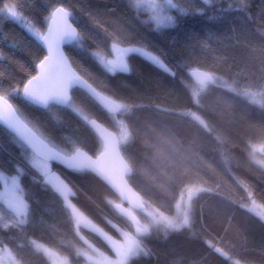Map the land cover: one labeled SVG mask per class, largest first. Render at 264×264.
<instances>
[{
	"label": "trees",
	"instance_id": "obj_1",
	"mask_svg": "<svg viewBox=\"0 0 264 264\" xmlns=\"http://www.w3.org/2000/svg\"><path fill=\"white\" fill-rule=\"evenodd\" d=\"M134 2L0 0L5 9L0 13V96L41 139L67 155L73 144L92 157L101 154L82 113L96 119L121 139V153L132 169L128 182L142 196L144 212L176 218L187 209L189 223L179 230L136 213L149 231L139 238L143 251L127 264H264V166L257 163L264 153L256 150L264 148L262 98L257 95L253 102L221 86L226 81L237 89L264 90V0H173L174 24L158 29ZM14 4L19 22L5 8ZM57 7L70 12L79 31V39L65 48L76 73L127 105V111L111 116L78 89L66 108L42 110L21 99L44 53L19 25L27 22L43 34ZM113 44L141 48L168 71L140 53H123L130 71L108 73L97 54L105 57ZM193 69L219 80L201 90L190 78ZM30 153L0 127V173L11 176L21 168L19 184L28 204L27 220L19 223L0 202V248L17 264H49L36 245L52 249L68 264H90L85 253L107 252L106 243L76 226L74 212L28 164ZM50 165L71 187L72 209L109 233L117 227L132 233V222L116 210L119 200L96 177ZM252 205L262 213L250 210Z\"/></svg>",
	"mask_w": 264,
	"mask_h": 264
},
{
	"label": "snow or ice",
	"instance_id": "obj_2",
	"mask_svg": "<svg viewBox=\"0 0 264 264\" xmlns=\"http://www.w3.org/2000/svg\"><path fill=\"white\" fill-rule=\"evenodd\" d=\"M207 2V0H205ZM168 6L171 8H176L177 5L173 3V0H167ZM156 7V12L153 16V20L155 21L157 29L161 26H172L174 24V19L172 16L162 15V10L159 6ZM7 9V14L9 17L16 22H19L22 19L21 14L17 11V6L14 4L12 6H5ZM4 8H0V13L4 12ZM178 11L181 14H187L185 9L179 8ZM57 13H60L59 20L62 22L63 27L59 28L55 34H53L52 29L49 28V34L47 36H42L41 33L35 30L34 26L25 22L21 24V26L27 33L33 36L37 41H43L48 48V55L44 57L43 60L40 61L38 68L39 73L29 79L27 83L23 86V98L31 102L35 105H41L43 107H47L50 103L62 104L71 106L70 97L68 95V91L75 85H79L83 88H87L90 92L96 95L99 99L105 102L106 106L112 112H119L121 110L127 111L128 106L123 104H118L113 101L108 100L106 97L100 96L99 93L96 92V89L92 87L86 80L81 79L74 71H72L71 66L68 64L67 57L60 49V44L64 40L72 41L79 39L76 29H74L71 24L68 22L69 12L65 11L63 8H57L55 12H53V18L55 20ZM123 53H141L147 59L152 61L154 64L158 65L162 69L168 71L167 67L163 64L161 60L155 55L151 53L145 52L141 48L137 47H129L121 50ZM97 58L100 63L103 65L104 69L108 73L115 74L117 72L126 73L130 71L128 63L125 62L123 56L118 57L115 60H106L103 56L97 54ZM192 75L197 80L200 85L201 90L207 88L209 84H215L219 80L211 72H202L199 69H193ZM222 87L227 88L229 91L236 92L238 95H243L246 97H251L253 102H256L255 97L259 95L261 100V107H264V90H261L259 93H254L249 91L247 88L245 89H237L233 87V85L228 84L226 81L222 82ZM15 95H19V92H15ZM199 95V93H196ZM4 97L0 96V100H3ZM7 104V101H4ZM198 102V101H197ZM11 105H8V108L11 109ZM85 119H88L85 117ZM198 119V118H197ZM5 122L9 127L15 129L20 135L29 143L35 147L33 143V138L29 135H25L24 131H22V125L19 120L16 118L13 112L9 113V116L6 118ZM90 123H94V121H90ZM201 123H203L201 121ZM73 153L71 156L63 153L61 151L48 149L47 153H42L43 159L34 158L33 164L35 167L39 168L45 176H49L48 170V161L50 159H56L62 161L69 169L74 170H82L90 167L89 162L86 159H83V153L80 151V148L75 144L72 146ZM261 166H264V160L257 161ZM51 182H55V187L58 192H60L65 201L68 200V196L70 194V189L67 184L63 181L59 180L56 177H50ZM15 185L16 179L15 177L12 180ZM199 190V189H197ZM189 199H191V195L193 194L192 189H188ZM264 207V206H262ZM254 210V209H250ZM18 214L23 215L24 213L18 208ZM149 216H151L152 224L162 225L165 229H174L179 230L181 227L187 225L189 223L188 211L185 209L182 214H180L176 218H170L165 216L161 212H149ZM262 220H264V214H260ZM24 221H21L23 223ZM133 222L137 224L136 231L137 233H147L149 231V226L139 225L133 219ZM125 235L126 243L121 247L117 248V255L119 260L116 264H127V261L130 257L137 256L143 249L141 248L140 242L134 237ZM219 251V249H217Z\"/></svg>",
	"mask_w": 264,
	"mask_h": 264
},
{
	"label": "water",
	"instance_id": "obj_3",
	"mask_svg": "<svg viewBox=\"0 0 264 264\" xmlns=\"http://www.w3.org/2000/svg\"><path fill=\"white\" fill-rule=\"evenodd\" d=\"M57 8H63V7H57ZM56 8V9H57ZM54 9L50 15L47 27L43 33L42 36H47L49 34V28L52 29L53 34L56 33V31L59 28L63 27L62 22L59 20L60 13H57V16L54 20L53 18V12H55ZM65 11L69 12L65 8H63ZM70 14V12H69ZM68 22L71 24V26L76 29L77 35L79 36V31L75 27V25L71 21V14L68 17ZM77 40H64L60 44V49L64 53V55L67 57L65 53V48L69 45H72L76 42ZM39 47L44 53V56L41 60L44 59L45 56L48 55V48L47 45L43 42H39ZM123 56L124 60L126 63H128L126 57L124 54H118L117 56L114 57L113 60L117 59L118 57ZM141 58L146 60L152 65L154 64L152 61L147 59L144 55L141 53L139 54ZM40 60V61H41ZM68 64L71 66L72 71L76 73L74 68L71 65V62L69 58L67 57ZM111 60V59H107ZM40 61L37 63L35 67V74L36 76L39 73V68L38 65ZM193 71V70H192ZM192 71L190 72V78L191 80L200 86L195 79V77L192 75ZM202 71V70H200ZM205 72V71H202ZM77 74V73H76ZM78 75V74H77ZM33 76V77H34ZM79 76V75H78ZM81 77V76H80ZM32 78V77H31ZM30 78V79H31ZM81 79L85 80L84 78L81 77ZM29 80V79H28ZM27 80V81H28ZM26 81V83H27ZM90 84V83H89ZM24 86V85H23ZM94 88V86H92ZM78 89L81 92H83L85 95H87L96 105H98L105 113L111 115V116H117L121 111L119 112H112L109 110V108L106 106L105 102L99 99L96 95H94L92 92H90L87 88H83L79 85H75L72 88L69 89L68 95L70 97V102H71V94L72 91ZM96 89V88H95ZM96 92L100 94L102 97L108 98V100L113 101L115 103V100L111 99L110 97L106 96L105 94L101 93L96 89ZM21 99L28 103L29 105L46 110L49 106H55L58 108H66L68 105H62V104H55V103H50L46 108L41 106V105H35L32 104L31 102L26 101L23 98V87L21 89ZM6 99L4 98L3 100H0V127L3 128L5 131H7L12 137H14L19 143H21L26 149H28L35 157L39 159H43V156L41 155L42 153H47L48 149H53L47 142H45L43 139H41L36 132L33 131L25 122L24 120L18 115L12 104L7 101V104L4 102ZM11 105V109L8 108V105ZM119 104V103H118ZM13 112L16 116V118L19 120L20 124L23 126L22 131H24L25 135H29L33 138V143L35 144V147L32 146V144H29L21 135L18 133L15 129L11 128L8 126V124L5 122L6 118L9 116V113ZM90 121H94V123H90ZM88 127L92 130V132L96 135L98 140L100 141L102 145V152L96 157H92L88 155L84 150L80 149V151L83 153V159H86L90 167L82 170H74V169H69L67 165H65L62 161L56 160V159H50L48 161L49 164H54L57 167L65 170V171H86L90 174H92L94 177H96L100 182H102L109 190L110 192L119 200L120 204L116 206V210L124 217H126L129 221L132 222V224H136L133 222V219L138 222L136 213L142 212L145 210V204L143 202L142 196L136 192L131 185L128 182V179L132 175V169L128 162L125 160L121 153L120 149V141L121 139L119 136L97 121L96 119H89L87 121ZM70 154L69 156H71ZM4 204L7 205L8 210H10L15 216H21V214H18L17 209L19 208L17 205L12 203L11 201L4 199L2 200ZM20 209V208H19Z\"/></svg>",
	"mask_w": 264,
	"mask_h": 264
},
{
	"label": "rangeland",
	"instance_id": "obj_4",
	"mask_svg": "<svg viewBox=\"0 0 264 264\" xmlns=\"http://www.w3.org/2000/svg\"><path fill=\"white\" fill-rule=\"evenodd\" d=\"M134 5L136 8L147 12L149 14L150 20L153 21L154 24H155V21L153 20V16L157 10L156 7H154V6H159V8L162 10V15L170 16L169 11H170L171 7L168 6L167 0H164L163 2H160L158 0H135ZM161 27H164V26H161ZM41 35H43V34H41ZM122 49H125V48H122L120 46H117L116 44H113L109 48V50L107 51L106 56L105 57L103 56V57L106 60L107 59L112 60L118 54H121V53L123 54V52L121 51ZM126 54H127V56L128 55L130 56L132 53L129 52ZM98 61H99V59H98ZM100 65L103 67V65L101 63H100ZM82 117H83L85 122L89 119L83 113H82ZM85 117H87L88 119H85ZM256 150L264 153V148H258V149L256 148ZM34 158H37V157H35L32 153H30V159H29L28 164L31 166V168L35 169V171L39 172L42 175V177L44 178L43 179L44 182L46 184H48L55 192H57L62 197L64 204H65V207L67 209L70 208L74 212L73 218L76 222V226L81 227L82 229L85 228L87 230L94 232L96 235L100 236L101 239L106 243V245L108 247L107 252L101 251V250H96V249L95 250H93V249L88 250L85 253V256L87 257L86 258L87 262L90 264H116V262L119 260V257L117 255V248L121 247L122 245H124L126 243L124 234H128V236L134 237L138 241H139L140 236L143 235L141 233H137V231H136L137 224H133L132 233L127 232L124 229H121L119 227L116 228L117 233L116 232L109 233V230H107L108 232L103 230L101 227L97 226L91 220H89L86 216H84L81 212H77V211H75V209H72L71 206H73V205H72V202L70 199V197L72 195L71 194L72 189L69 186V184L67 183V181L64 179V177L61 175V173H59L58 171H54L51 168V165L48 163L49 176H45L43 174V172L39 168L35 167V165L33 164ZM37 159H39V158H37ZM20 175H21V168L18 169L17 174L11 175V176H6V175L0 173V202H2V199L3 200L7 199L20 208V210L24 213L23 215L16 217L13 214V219L19 223H21V221L25 222L27 220V211H28V204L24 198L23 192L20 189V184H19ZM14 177L16 179L15 185L12 182ZM50 177H56L59 180L63 181L65 184H67L68 188L70 189V194L68 196L67 201H65L64 196L56 190L55 182H51ZM251 207L256 211L260 209V208L256 207L255 205H252ZM258 212L262 213L260 210ZM142 213H143V215H145L147 217V219H151V216L148 215L149 212H147V211L144 212V210H143ZM139 225L144 226L141 223H139ZM84 242L88 245V242H86V241H84ZM36 247L45 255V257H47L49 264H68L66 262V260L64 258H62V256H60L59 254L54 252L52 249H48V248L40 246V245H36ZM91 247L92 246H90L89 249ZM132 258L133 257H130L128 259L127 263ZM0 264H17V263H16L15 258L13 257V255L10 252H8L5 249L0 248Z\"/></svg>",
	"mask_w": 264,
	"mask_h": 264
},
{
	"label": "flooded vegetation",
	"instance_id": "obj_5",
	"mask_svg": "<svg viewBox=\"0 0 264 264\" xmlns=\"http://www.w3.org/2000/svg\"><path fill=\"white\" fill-rule=\"evenodd\" d=\"M113 59H114V58H113ZM113 59H112V60H113Z\"/></svg>",
	"mask_w": 264,
	"mask_h": 264
}]
</instances>
